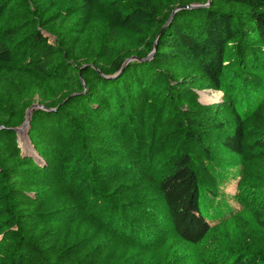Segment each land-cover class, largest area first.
I'll list each match as a JSON object with an SVG mask.
<instances>
[{
  "label": "trees",
  "instance_id": "1",
  "mask_svg": "<svg viewBox=\"0 0 264 264\" xmlns=\"http://www.w3.org/2000/svg\"><path fill=\"white\" fill-rule=\"evenodd\" d=\"M224 158L264 190V0H0V264H264V205L201 209Z\"/></svg>",
  "mask_w": 264,
  "mask_h": 264
},
{
  "label": "rangeland",
  "instance_id": "2",
  "mask_svg": "<svg viewBox=\"0 0 264 264\" xmlns=\"http://www.w3.org/2000/svg\"><path fill=\"white\" fill-rule=\"evenodd\" d=\"M193 91L195 99L202 104L215 105L221 103L223 100L222 91H213L206 87L196 86L193 87ZM240 105L246 107V102L242 101ZM38 107L42 106L38 103L37 98H33L27 112L30 108L32 111V109ZM27 130L17 132L18 143L22 152L36 156ZM213 148H215L214 145ZM224 159L209 163L211 168L206 175L207 182L210 184H207L206 187L213 194L210 198L205 197L202 199L200 204L209 225L221 228V234L232 231L240 218V222L241 220H249L248 209L250 207L264 205V190L258 188V191L255 192L252 178L245 179L243 176L246 175V172L243 170V164L232 158ZM204 176L202 175V177ZM160 233L161 231H158V236ZM162 233L172 237L169 228L164 229ZM208 240L209 238L200 244V246L186 247V249L195 255L193 264H219L221 258L222 261L227 259L228 251L224 246L214 248L212 252H209L205 244Z\"/></svg>",
  "mask_w": 264,
  "mask_h": 264
},
{
  "label": "water",
  "instance_id": "3",
  "mask_svg": "<svg viewBox=\"0 0 264 264\" xmlns=\"http://www.w3.org/2000/svg\"><path fill=\"white\" fill-rule=\"evenodd\" d=\"M204 6V5H203ZM192 7H198V5H186V6H182L180 8H176L175 10L172 11L171 15H170V18L168 21H170L173 17V14L178 10V9H181V8H192ZM157 44L155 43L154 44V48H153V51L146 57L144 58L143 60H147L148 58H150L152 56V53L154 52L155 48H156ZM132 59H135V58H129L125 61V64L132 60ZM30 115H31V108L28 110L27 114H26V118H25V121L21 124V126L16 129V131L19 133V132H23V130H27V126L29 125V122H30ZM28 131V130H27Z\"/></svg>",
  "mask_w": 264,
  "mask_h": 264
}]
</instances>
